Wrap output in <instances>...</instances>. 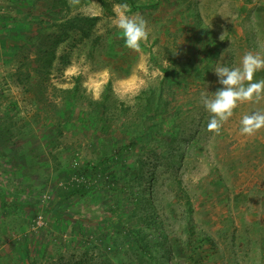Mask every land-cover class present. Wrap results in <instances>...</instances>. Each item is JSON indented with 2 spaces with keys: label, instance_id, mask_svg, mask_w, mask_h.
I'll use <instances>...</instances> for the list:
<instances>
[{
  "label": "rangeland",
  "instance_id": "374dc122",
  "mask_svg": "<svg viewBox=\"0 0 264 264\" xmlns=\"http://www.w3.org/2000/svg\"><path fill=\"white\" fill-rule=\"evenodd\" d=\"M65 2L0 0V264H264V195L235 164L250 149L220 136L237 107L216 134L202 103L216 67L264 58V0ZM122 4L147 22L139 52Z\"/></svg>",
  "mask_w": 264,
  "mask_h": 264
},
{
  "label": "clouds",
  "instance_id": "9594fccd",
  "mask_svg": "<svg viewBox=\"0 0 264 264\" xmlns=\"http://www.w3.org/2000/svg\"><path fill=\"white\" fill-rule=\"evenodd\" d=\"M79 0H70V3L78 4ZM115 25L121 30L125 47L139 52L141 41H147V22L142 17H129L130 8L126 4L118 5ZM264 70V58L246 53L242 59L241 67L229 69L219 66L214 69L218 77V83L223 87L217 90L211 98L208 93L202 94V103L210 114L207 131L219 134L222 124L232 115L237 103L259 100L264 98V80L253 82L254 74ZM247 82V83H246ZM240 132L242 135L252 136L261 128H264V114L253 113L245 115L241 120Z\"/></svg>",
  "mask_w": 264,
  "mask_h": 264
},
{
  "label": "crops",
  "instance_id": "0c3cea01",
  "mask_svg": "<svg viewBox=\"0 0 264 264\" xmlns=\"http://www.w3.org/2000/svg\"><path fill=\"white\" fill-rule=\"evenodd\" d=\"M237 111L238 119L234 128L223 130L220 136L229 138L227 143H231L236 148L240 149L244 147L250 149L244 153L247 157L242 158L241 156L235 161V164L238 165L239 168L250 170V178L248 180V185L251 186L250 192L259 196L264 195V128H261L252 136L242 135L240 132V122L245 115H251L253 113L264 114V98L259 100L254 98L253 101L240 103L237 106ZM259 200H261L264 205V197ZM262 210H264V207ZM260 215L259 213L258 217Z\"/></svg>",
  "mask_w": 264,
  "mask_h": 264
},
{
  "label": "trees",
  "instance_id": "16d2710c",
  "mask_svg": "<svg viewBox=\"0 0 264 264\" xmlns=\"http://www.w3.org/2000/svg\"><path fill=\"white\" fill-rule=\"evenodd\" d=\"M63 3H66L65 0H62ZM99 2L107 9L109 10L108 8V5L106 4L105 0H99ZM67 5V4H65ZM97 19V17H80V18H77L73 21V24H71L73 27H80L82 23H91L93 24L94 21ZM63 40V36L61 35H56L54 36L50 41H49V44L47 45V48H46V53H45V67L46 68H49L51 65H52V62L55 58V48L56 46L62 42ZM37 51H39V48L37 47ZM64 64H67V62H64ZM145 93V92H144ZM144 101L145 102V107L144 109L142 110L141 114L139 115V119H137L139 121V129H140V132H139V136H143V135H146L148 134V131H151L152 128L154 127L153 126V114L155 113L158 105L156 106V104L154 103L153 100L149 99V98H144ZM102 106H104L103 104H101ZM67 195L66 194H62L57 202V206H56V211H60L61 209V203H62V200L66 197ZM7 197L5 196H0V200H6ZM20 207H23L25 209H31V206L30 205H25V204H19ZM76 211H78L79 213H90V210H88L86 207L84 206H79L78 208H75ZM98 216V218H97ZM56 217H59V215H56ZM76 216H73V219H80L82 221H85L83 218H74ZM63 218H65L63 216ZM96 218H97V224L100 225L102 223H104L105 221H107V219L105 218V216H102L101 214H96ZM69 219V218H68Z\"/></svg>",
  "mask_w": 264,
  "mask_h": 264
}]
</instances>
